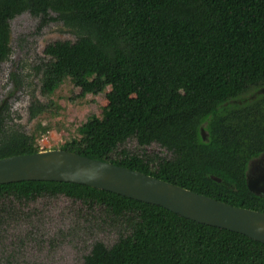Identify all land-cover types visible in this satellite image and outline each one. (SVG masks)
Returning <instances> with one entry per match:
<instances>
[{
  "label": "trees",
  "instance_id": "16d2710c",
  "mask_svg": "<svg viewBox=\"0 0 264 264\" xmlns=\"http://www.w3.org/2000/svg\"><path fill=\"white\" fill-rule=\"evenodd\" d=\"M23 12L39 18L38 30L62 21L75 36L45 46L41 94L69 78L80 97L108 99L61 149L264 212V194L247 179L264 156V0H0V26ZM48 107L33 95L29 114ZM8 109L0 112V158L40 151L36 137L48 126L28 134ZM130 139L170 156L121 147ZM62 194L103 202L125 220L117 241L99 242L86 264H264L263 242L160 205L73 182L0 184V198Z\"/></svg>",
  "mask_w": 264,
  "mask_h": 264
},
{
  "label": "rangeland",
  "instance_id": "374dc122",
  "mask_svg": "<svg viewBox=\"0 0 264 264\" xmlns=\"http://www.w3.org/2000/svg\"><path fill=\"white\" fill-rule=\"evenodd\" d=\"M38 24L39 18L23 12L7 15L0 26V105L7 100L9 121L28 134L36 133L39 123L48 126L36 137L39 148L47 150L79 137V127L93 113L102 116L108 99L105 93L80 97L69 78L54 94H41L43 74L37 67L45 46L75 36L62 21L40 30ZM33 95L49 104L36 117L29 114ZM121 147L170 156L156 143L140 148L130 139ZM124 227L122 216L86 197L6 195L0 198V264H86L99 242L110 247Z\"/></svg>",
  "mask_w": 264,
  "mask_h": 264
},
{
  "label": "water",
  "instance_id": "95a60500",
  "mask_svg": "<svg viewBox=\"0 0 264 264\" xmlns=\"http://www.w3.org/2000/svg\"><path fill=\"white\" fill-rule=\"evenodd\" d=\"M258 93H264V87ZM6 101L0 105V112ZM202 135L205 139L204 129ZM27 180L89 185L160 205L188 219L245 234L264 243V212L232 205L108 160L61 148L0 158V184ZM248 187L256 194H264V167L256 179H248Z\"/></svg>",
  "mask_w": 264,
  "mask_h": 264
},
{
  "label": "flooded vegetation",
  "instance_id": "af4514ba",
  "mask_svg": "<svg viewBox=\"0 0 264 264\" xmlns=\"http://www.w3.org/2000/svg\"><path fill=\"white\" fill-rule=\"evenodd\" d=\"M264 167V156L254 160L248 169L247 179H256L260 174L261 170Z\"/></svg>",
  "mask_w": 264,
  "mask_h": 264
}]
</instances>
